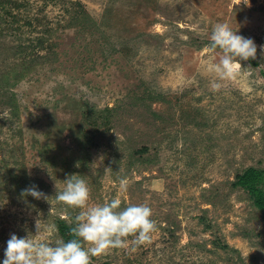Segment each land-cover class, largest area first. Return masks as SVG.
<instances>
[{"label": "rangeland", "instance_id": "1", "mask_svg": "<svg viewBox=\"0 0 264 264\" xmlns=\"http://www.w3.org/2000/svg\"><path fill=\"white\" fill-rule=\"evenodd\" d=\"M238 3L0 0V260L13 233L59 237L80 211L55 199L74 174L90 206L147 204L156 224L95 264H264L263 211L232 185L264 168V0ZM221 22L257 52L212 90ZM34 186L48 198L22 194Z\"/></svg>", "mask_w": 264, "mask_h": 264}, {"label": "clouds", "instance_id": "2", "mask_svg": "<svg viewBox=\"0 0 264 264\" xmlns=\"http://www.w3.org/2000/svg\"><path fill=\"white\" fill-rule=\"evenodd\" d=\"M241 3L250 6V0H239L237 5ZM209 38L208 48L215 56L207 70L215 74L212 90H218L219 81L235 80L242 75L240 61L255 59L257 47L252 38L238 34L224 22L213 26ZM128 185L127 178H120L119 193L126 192ZM22 194L36 199L48 198L35 186L24 189ZM55 199L67 208L80 209L75 217H66L73 224L69 230L72 238L64 240L56 236L54 226L45 237H18L13 233L6 241L0 264H91L92 257L113 248L129 245L135 248L151 243L156 224L147 204H128L121 209V199L110 197L90 206L89 186L74 174L66 176L64 187L56 193ZM36 232H39L37 224Z\"/></svg>", "mask_w": 264, "mask_h": 264}, {"label": "trees", "instance_id": "3", "mask_svg": "<svg viewBox=\"0 0 264 264\" xmlns=\"http://www.w3.org/2000/svg\"><path fill=\"white\" fill-rule=\"evenodd\" d=\"M12 7L17 8L19 6L18 4H13ZM4 14L5 16H9L12 19V22L16 21V15H12L10 9L4 10ZM26 24L30 25L31 23L27 21ZM37 43L40 44V42ZM24 65L26 66V64ZM20 73L22 72H16V74ZM232 185L234 187L242 188L248 192L249 196L253 199L254 205L263 211L264 218V168H256L253 166L245 168L241 173L236 175L235 181H233ZM72 226V223H67L65 220L57 219L56 228L59 237L64 240L71 239L72 236L70 235L69 230ZM91 264L95 263L91 260Z\"/></svg>", "mask_w": 264, "mask_h": 264}]
</instances>
